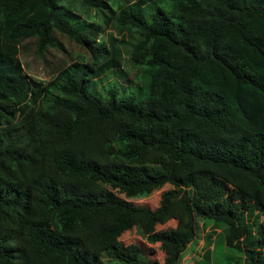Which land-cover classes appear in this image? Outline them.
Listing matches in <instances>:
<instances>
[{
    "label": "trees",
    "instance_id": "obj_1",
    "mask_svg": "<svg viewBox=\"0 0 264 264\" xmlns=\"http://www.w3.org/2000/svg\"><path fill=\"white\" fill-rule=\"evenodd\" d=\"M124 57L133 86L107 77ZM174 199L182 233L148 237L163 264L201 222L222 228L211 264H264V0H0V264H156L71 237L118 212V239Z\"/></svg>",
    "mask_w": 264,
    "mask_h": 264
},
{
    "label": "rangeland",
    "instance_id": "obj_2",
    "mask_svg": "<svg viewBox=\"0 0 264 264\" xmlns=\"http://www.w3.org/2000/svg\"><path fill=\"white\" fill-rule=\"evenodd\" d=\"M112 30V27H108L103 37L106 38L109 31ZM66 47L72 55L78 51V48H75L74 46L66 45ZM61 57V54L48 57L52 64L48 67L43 66L39 60H31L27 58L31 69L30 74L37 79L48 81L50 77L47 73L52 66L59 64ZM124 60L122 74L117 76L108 73L107 77L111 81L119 80L120 82L118 83L121 86H126L123 84L133 86L137 83L136 71L129 65L125 57ZM165 189H167V187H164L161 191H158L147 198H141L139 200H134L133 202L140 205H146L151 210H154L159 204L160 193ZM257 217V214H249L242 222L244 224H249L251 220L256 219ZM119 218H121V213L118 212L90 218L87 228L83 231L76 232L71 238L73 240H81L86 251L95 255H98L105 245H115L117 248L119 245H122L125 252L121 253V255L124 258L130 256L131 249L136 244L142 248L146 255L153 258L156 264H163L165 257L169 253V248L159 243L149 242L148 237L153 233L163 231H172L180 234L182 233V227L185 222V214L181 208L180 202L178 199H174L171 201L165 213L158 218L154 225H149L145 217H137L133 220L130 228L123 233L121 237L115 240H109L106 234ZM221 230L222 228L216 229L209 223L203 225L201 222L200 233L183 252L180 264H211L213 241L215 236L219 234Z\"/></svg>",
    "mask_w": 264,
    "mask_h": 264
}]
</instances>
